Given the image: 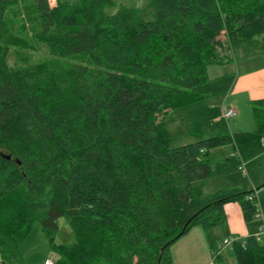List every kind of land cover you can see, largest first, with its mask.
Returning a JSON list of instances; mask_svg holds the SVG:
<instances>
[{"label":"trees","instance_id":"trees-1","mask_svg":"<svg viewBox=\"0 0 264 264\" xmlns=\"http://www.w3.org/2000/svg\"><path fill=\"white\" fill-rule=\"evenodd\" d=\"M28 4L32 41L49 59L12 69L11 48L37 47L9 19ZM150 6L155 18L145 21L114 0H0L3 264H24L20 244L36 223L58 256L54 264H173L170 247L194 227L224 224L226 204L238 203L246 222L259 214L256 190L201 196L192 184L258 156L264 162V98L250 101L251 132L203 138L193 124L196 141L179 147H170L164 118L201 101L192 89L236 47L264 51V0ZM225 145L232 154L213 162L210 150ZM58 219L73 243L55 242ZM249 246L253 264H264V244L251 236Z\"/></svg>","mask_w":264,"mask_h":264},{"label":"rangeland","instance_id":"rangeland-1","mask_svg":"<svg viewBox=\"0 0 264 264\" xmlns=\"http://www.w3.org/2000/svg\"><path fill=\"white\" fill-rule=\"evenodd\" d=\"M56 1L57 0H49L50 5L56 4ZM67 1L75 2L77 0ZM114 1L119 3L117 0ZM115 11L116 8L106 9V13L108 14H112ZM139 11L140 17L143 20H154L155 14L151 6H147V4L142 3ZM33 12L34 11L31 4H28L25 7L12 9L8 12L12 26L17 27L19 32L22 34H26V36L30 39V43L33 46H37L36 50L11 48L7 57V62L12 69H20L33 62L49 59V54L46 49L40 45H35V43L32 41L31 29L35 26V23H31V19H33ZM245 48L249 51V55L242 57L243 55H241L240 50H234L231 60L228 63L212 65L208 68L207 77L209 82L196 86L192 89L194 94L203 96L201 101L179 109L171 110L167 113L164 118V122L166 129L172 139L170 147H179L195 142L196 138L189 135V128L193 124L200 127L203 138L210 137L219 130H224L231 134L236 132H251L254 130L255 124L249 102V92L248 94H243L242 92L241 94L234 97L230 96L229 94L232 82L238 73V62L254 56L255 60L253 64H257V66H264V51H252L248 47ZM221 75L224 77L219 81V83H217L218 81L210 80ZM227 84L228 87L224 91V88H226ZM221 85H223V87ZM227 109H235L237 115L230 118L229 120H225L222 117V111ZM228 146L229 145L218 146L211 149L210 155L212 161L217 162L225 157V155H227L225 151L229 150ZM244 170L246 175L241 171H237L230 173L227 176H214L205 181L194 182L192 184V188L195 193L200 194L201 196H206L221 188L228 187L230 185L228 183L232 184L235 182L236 185L237 183H241L238 184V188H248V190H250V180L257 183V187L263 184L264 162L262 156H258L247 162V164H244ZM229 178L231 182H228ZM263 188L264 187H261L259 190H257V192H261ZM178 191L183 193L184 188L179 187ZM57 223L59 232L55 237V242L57 244L73 243L74 235L70 228L66 225L64 219H58ZM217 228H220V226ZM221 241L222 238H217L215 240L216 247H218ZM20 252L24 264H44V259L48 257L52 258L54 262L58 259V256L50 251L48 241L40 224L38 223L34 224L31 231L20 244ZM222 253H227V251ZM216 254L217 252H215L214 255ZM221 263L222 261H216L215 264Z\"/></svg>","mask_w":264,"mask_h":264},{"label":"crops","instance_id":"crops-1","mask_svg":"<svg viewBox=\"0 0 264 264\" xmlns=\"http://www.w3.org/2000/svg\"><path fill=\"white\" fill-rule=\"evenodd\" d=\"M117 1L119 2L116 3L118 5L128 6L138 10L142 6V3L150 6V0ZM56 2L71 3L73 1L57 0ZM234 50H240L241 55H243L242 57L249 55V51L244 46L236 47ZM252 57L238 62V73L232 82L229 93L230 96L234 97L241 94L242 92L243 94H248L249 92L248 96L250 97V101L264 98V66H257V64H253L255 58L254 56ZM223 77L224 76L221 75L210 80H215L218 81L217 83H219ZM221 86L223 87V85ZM227 87L228 84L226 88H224V91L227 89ZM228 147L229 150H224L227 154L225 156L232 154L231 145ZM228 182H231L230 178ZM228 184L230 185L224 188L239 187L238 184L241 183H237V185L235 182ZM259 187L260 185L257 187V183L254 181H249L250 190H256L257 192ZM256 199L260 213L251 221L246 222L244 220L242 210L238 203H228L224 206L226 222L220 225V228H217L219 226L211 228L214 230H203L200 227L192 228L187 234L182 236L170 247L173 264H215L216 261H222L221 264H253L254 261L249 246V239L251 236L256 235L259 231V228L264 225V191L259 193L257 192ZM217 238H222L220 244L225 239H232L231 245L227 247L226 250L222 251H227V253L223 254L221 252L219 255H214L218 248L215 245V240ZM259 242L264 244V236H262ZM214 258L218 259L214 260ZM0 264H3L1 260Z\"/></svg>","mask_w":264,"mask_h":264},{"label":"built area","instance_id":"built-area-1","mask_svg":"<svg viewBox=\"0 0 264 264\" xmlns=\"http://www.w3.org/2000/svg\"><path fill=\"white\" fill-rule=\"evenodd\" d=\"M237 115V112L236 110L234 109H227L225 111L222 112V117L225 119V120H229L230 118L232 117H235ZM239 171H241L242 173L246 174L245 170H244V165H242L239 169ZM264 191V188L263 190ZM256 191L254 193V197H255V200H256V203L258 205V202H257V199H256ZM251 198V196L249 197V199ZM258 209H259V206H258ZM259 213H260V209H259ZM259 215V214H258ZM257 215V216H258ZM262 236H264V225L261 226L259 228V231L256 235H254L255 239L259 242L262 238ZM232 243V239H225L221 244L218 245V248H217V254L216 255H219L223 250H226L227 247H229ZM244 246V244H243ZM44 264H54V260L50 257L46 258L44 260Z\"/></svg>","mask_w":264,"mask_h":264}]
</instances>
